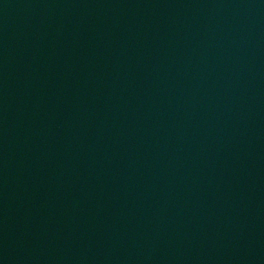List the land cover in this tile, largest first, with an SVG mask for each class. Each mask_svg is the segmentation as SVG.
Returning a JSON list of instances; mask_svg holds the SVG:
<instances>
[{"label":"water","instance_id":"water-1","mask_svg":"<svg viewBox=\"0 0 264 264\" xmlns=\"http://www.w3.org/2000/svg\"><path fill=\"white\" fill-rule=\"evenodd\" d=\"M0 264H264V0H0Z\"/></svg>","mask_w":264,"mask_h":264}]
</instances>
